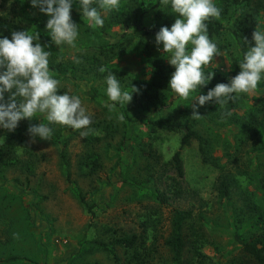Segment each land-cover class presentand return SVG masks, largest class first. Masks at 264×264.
<instances>
[{
    "label": "rangeland",
    "instance_id": "374dc122",
    "mask_svg": "<svg viewBox=\"0 0 264 264\" xmlns=\"http://www.w3.org/2000/svg\"><path fill=\"white\" fill-rule=\"evenodd\" d=\"M213 3L221 10L215 20L226 28L214 41L221 47L228 45L219 49L203 71L205 75L214 71V77L228 83L240 71L230 30L247 9L227 0ZM121 5L118 11L102 13L103 27L93 28L82 17L79 1L73 0L71 17L78 25L73 48L51 43L48 17L31 7V0H0V23L12 32L39 33L38 42L49 45L45 50L52 53L49 70L61 82L59 94L79 96L92 119L90 131L49 125L53 130L50 140L37 137L31 144L27 129L30 124H47L43 114L37 113L31 121L21 120L12 132L0 128V264H174L163 243L174 210L191 211L188 221L199 234L202 264H249L235 238L244 240L257 229L256 219L242 211V196L264 209L258 187L264 175V132L258 140L244 143L240 122L263 97L264 78L254 93L241 94L226 106L209 102L200 107L199 120L190 116L195 99L207 94L204 87L191 92L187 100L168 89L157 110L150 105L139 108L131 100L126 105L116 103L110 111L107 105L113 102L107 97L106 75L100 68L115 69L126 78L146 83L156 61L163 66L167 86L175 71L162 53V45L157 50L156 34L140 29L125 31L130 43L119 54L107 59L98 52V47L120 39V15L135 13L144 28L154 24L157 10L161 12L158 28H170L178 18L160 0H121ZM254 30L264 31V15H256L251 39ZM191 47L188 45V51ZM73 57L81 62L75 63ZM92 59L99 63L97 70L87 68ZM210 83V89L217 84ZM120 85L129 92L127 82ZM144 92L151 93L153 88ZM9 95L4 94L5 100ZM228 112L231 114L225 115ZM156 118L187 124L203 140L202 155L195 140L180 149L182 189L177 197L169 188L172 171L143 154L150 148L166 162L178 147L180 133L147 124ZM81 131L88 134L81 136ZM223 172L226 181L232 180L225 196L216 191V177ZM160 192L165 194V202H159ZM140 229L148 250L147 255L142 252L140 261L135 257L141 254L137 246L123 249L110 244L113 238L138 234ZM195 261L186 245L179 264Z\"/></svg>",
    "mask_w": 264,
    "mask_h": 264
},
{
    "label": "clouds",
    "instance_id": "9594fccd",
    "mask_svg": "<svg viewBox=\"0 0 264 264\" xmlns=\"http://www.w3.org/2000/svg\"><path fill=\"white\" fill-rule=\"evenodd\" d=\"M72 3L73 0H31V7L38 8L48 17L46 30L51 43L56 46L66 44L75 47L78 25L72 21ZM160 4L170 6L171 12L178 18L170 28H160L155 35V45L157 50H161L162 45V53L168 56L169 65L175 69L168 89L187 100L191 92L206 87L215 75L214 71L207 75L203 71L219 55L217 44L207 34L206 22L219 19L221 10L213 0H160ZM79 6L82 17L93 28L103 27L102 13L118 11L122 7L121 0H79ZM38 41L39 33L32 35L28 31H15L11 39H0V128L12 132L21 120L31 121L40 113L48 123L30 124L27 129L30 144L35 143L37 137L49 141L53 132L49 125L90 131L92 119L82 106L81 98L67 92L59 94L61 82L49 70L52 53L45 50L49 45L42 46ZM252 41L254 46L247 47L239 63V73L228 83H217L206 95H199L195 99L190 116L192 119H201L198 109L209 102L226 106L239 95L252 94L257 90L264 78V31L254 30ZM241 43L247 45L249 42L244 38ZM188 45L192 46L190 51ZM73 60L75 63L81 62L76 57ZM100 71L104 72L105 69L100 68ZM106 85L107 97L113 102L107 105L110 111L116 103H130L132 94L139 92L135 87H131V92L122 91L116 75L111 73L106 77ZM5 93L10 94L7 100ZM119 119L123 121L124 116L121 115ZM88 131H81L80 135L85 136Z\"/></svg>",
    "mask_w": 264,
    "mask_h": 264
},
{
    "label": "trees",
    "instance_id": "16d2710c",
    "mask_svg": "<svg viewBox=\"0 0 264 264\" xmlns=\"http://www.w3.org/2000/svg\"><path fill=\"white\" fill-rule=\"evenodd\" d=\"M79 1V0H76ZM232 5H239L243 8H246L247 11L243 14L241 21L236 25L233 30H230V34L233 37L235 48L238 55V64L242 61L244 53L247 51V47H250L252 44V39L250 38V31L252 26L255 23V18L257 14L264 15V0H227ZM97 6V5H93ZM161 18L160 10L155 12V22L151 28H144L138 23L137 15L133 12H129L126 16H118L117 22L120 24L121 33L120 39L114 43L106 44L98 47V52L100 54H105L107 59L111 56L119 54L124 48L130 43L129 38L127 37V29H140L145 34H156L160 28L157 27V21ZM207 23V34L209 38L214 41V38L222 34L226 28L221 24V22L210 19ZM12 31L4 27L0 23V39L8 37L11 39ZM247 38L248 44L245 45L241 41ZM216 43V42H215ZM217 44V43H216ZM227 43L223 47L218 46V49H226ZM87 68L92 70H97L99 68V63L94 59L86 63ZM153 74L150 80L146 83H139L133 79L126 78L121 73L115 69H105L102 72L104 75L114 74L116 75L119 82H127L129 87V92L132 91L131 87L139 89L138 93H133V102L139 108H145L150 105L155 110L159 109L162 106V98L164 92L168 90L166 84L165 74L163 73V66L158 62L153 61L152 64ZM236 66H234L235 68ZM238 67V66H237ZM237 69V68H236ZM213 83H226L223 79L213 77L210 84ZM153 88V92L145 93L146 88ZM204 89L209 90L210 85L204 87ZM147 124L152 127H158L161 130L178 132L180 133V138L178 142V147L174 150L166 162H161L160 156L153 155L150 148L143 152L146 157H153L155 163L161 164L163 168H168L172 171L173 176L170 179L169 188H171V193L173 196L177 197L180 195L181 191V179H182V168L180 162V149L184 146H187L190 140H195L197 144V150L200 155L203 154V140L201 136L193 130L189 125L178 123L173 119L168 118H156L153 120L147 121ZM241 131L243 142H254L261 137V133L264 132V95L259 98L258 105L255 110L246 114L241 122ZM62 160V153L60 154ZM67 175H65L66 177ZM225 173H220L216 177V191L219 195L225 196L228 194V186L232 182L231 179L226 181ZM258 187L260 189L261 200L264 204V175H262L258 180ZM160 192L157 193L159 202H165L166 196ZM79 201L83 203L81 197ZM241 207L242 211L254 217L257 222V229L254 233L250 234L246 239L242 240L236 236V241L241 249L242 253L247 257L249 264H264V209L262 210L256 206L252 200L247 196H242L241 198ZM87 212H89L88 208ZM245 211H244V210ZM191 217L190 210H174L171 220H170V233L169 236L163 241V243L168 247L171 253V259L174 264H179L180 256L182 249L188 245L189 251L196 257L195 264H202L203 254L199 251L198 236L196 230L191 227L190 221ZM144 230L140 229L138 234L132 233L126 236L113 238L110 242L112 245H116L123 249H133L137 246L141 254H136V260L140 261V258L143 256V251L148 254V250L145 249L144 244ZM191 236L195 238L191 239ZM104 251L110 253L104 244H99ZM147 250V251H145ZM6 260V259H5ZM3 260V261H5Z\"/></svg>",
    "mask_w": 264,
    "mask_h": 264
}]
</instances>
